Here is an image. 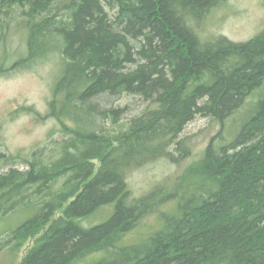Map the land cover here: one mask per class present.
Masks as SVG:
<instances>
[{
	"label": "trees",
	"instance_id": "trees-1",
	"mask_svg": "<svg viewBox=\"0 0 264 264\" xmlns=\"http://www.w3.org/2000/svg\"><path fill=\"white\" fill-rule=\"evenodd\" d=\"M217 1L0 0L28 29L15 67L59 47L64 58L48 113L61 138L0 152V219L25 215L0 251L18 257L33 239L19 264H264V30L203 41L193 23ZM125 94L149 106L109 107ZM198 114L222 125L203 157L174 189L133 197L128 172L168 155ZM174 200L149 238L127 241Z\"/></svg>",
	"mask_w": 264,
	"mask_h": 264
},
{
	"label": "rangeland",
	"instance_id": "rangeland-1",
	"mask_svg": "<svg viewBox=\"0 0 264 264\" xmlns=\"http://www.w3.org/2000/svg\"><path fill=\"white\" fill-rule=\"evenodd\" d=\"M193 25L203 41L221 36L234 42L249 41L264 30V0H218ZM28 50V29L22 9L14 7L11 12H1L0 152L24 157L61 138L58 133L60 122L49 117L48 113L54 85L64 67L60 47L36 59L31 65L15 67L17 59L27 55ZM108 101L111 102L109 107L127 106L128 115L137 114L149 106L141 97L127 94L109 98ZM221 129L220 122L198 114L168 148V155L128 172L127 181L133 197H143L159 188L174 189L180 175L190 164L203 157L211 139ZM224 131L228 133L226 126ZM16 166L23 168L25 164L20 160ZM174 202L176 200L164 203L146 215L129 234L127 241L141 242L149 238L161 225V211L173 210ZM110 208L102 209L91 221H99ZM24 219V214H11L7 219H0V234L8 228H15ZM2 240L4 237L0 239V246ZM33 244L34 240H29L20 249L18 257L8 250L0 251V264H19Z\"/></svg>",
	"mask_w": 264,
	"mask_h": 264
}]
</instances>
